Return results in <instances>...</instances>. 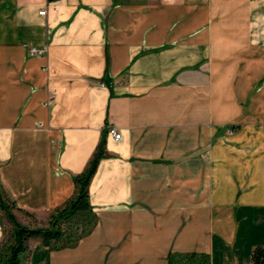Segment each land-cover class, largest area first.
<instances>
[{"label":"crops","instance_id":"crops-1","mask_svg":"<svg viewBox=\"0 0 264 264\" xmlns=\"http://www.w3.org/2000/svg\"><path fill=\"white\" fill-rule=\"evenodd\" d=\"M105 127L96 227L58 251L29 239V264H169L171 251L252 264L264 0H0V182L15 209L64 205Z\"/></svg>","mask_w":264,"mask_h":264},{"label":"trees","instance_id":"trees-1","mask_svg":"<svg viewBox=\"0 0 264 264\" xmlns=\"http://www.w3.org/2000/svg\"><path fill=\"white\" fill-rule=\"evenodd\" d=\"M106 127L101 140L84 171L74 176L75 193L67 202L56 208L46 225L31 227L21 223L0 182V211L11 222L10 236L0 241V264H25L29 252V239L40 238L50 250L72 247L93 231L98 223V215L90 203L89 185L99 162L110 152L106 144ZM252 264H264V245H258L252 252ZM169 264H211V256L206 252L171 251Z\"/></svg>","mask_w":264,"mask_h":264},{"label":"rangeland","instance_id":"rangeland-1","mask_svg":"<svg viewBox=\"0 0 264 264\" xmlns=\"http://www.w3.org/2000/svg\"><path fill=\"white\" fill-rule=\"evenodd\" d=\"M13 212L15 213L17 219L21 223L31 227H36V226L46 225L47 220L53 211L49 214L48 217H36L33 213H30L26 210L15 209V205H14ZM11 228H12L11 222L6 218L4 212L0 211V241L5 240L10 236ZM67 248H71V247H66L62 249H67ZM51 251H58V250H51ZM25 264H29L28 255Z\"/></svg>","mask_w":264,"mask_h":264},{"label":"built area","instance_id":"built-area-1","mask_svg":"<svg viewBox=\"0 0 264 264\" xmlns=\"http://www.w3.org/2000/svg\"><path fill=\"white\" fill-rule=\"evenodd\" d=\"M46 10L43 9V10H40V14H45ZM48 53V46L47 45H44V46H31L29 48V54L32 55V56H36V57H44L46 56ZM44 69H48V65L47 66H44ZM57 93V89L56 88H53L52 89V95H51V98L49 100V102H51L52 100H54V94ZM108 134L110 136H112L115 140L119 141L122 139V133L115 127H110L108 129Z\"/></svg>","mask_w":264,"mask_h":264}]
</instances>
